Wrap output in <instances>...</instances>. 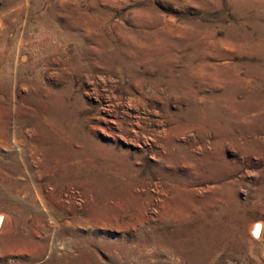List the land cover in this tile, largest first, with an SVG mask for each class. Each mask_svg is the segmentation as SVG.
<instances>
[{
	"label": "rangeland",
	"instance_id": "374dc122",
	"mask_svg": "<svg viewBox=\"0 0 264 264\" xmlns=\"http://www.w3.org/2000/svg\"><path fill=\"white\" fill-rule=\"evenodd\" d=\"M0 216V264H264V0H0Z\"/></svg>",
	"mask_w": 264,
	"mask_h": 264
},
{
	"label": "bare ground",
	"instance_id": "6f19581e",
	"mask_svg": "<svg viewBox=\"0 0 264 264\" xmlns=\"http://www.w3.org/2000/svg\"><path fill=\"white\" fill-rule=\"evenodd\" d=\"M36 2V1H35ZM39 3V2H38ZM36 5V4H35ZM1 217V216H0ZM1 219V218H0ZM1 225V224H0ZM260 231H261V223L257 222L254 224V226L251 228V235L253 237L258 238L260 236Z\"/></svg>",
	"mask_w": 264,
	"mask_h": 264
}]
</instances>
